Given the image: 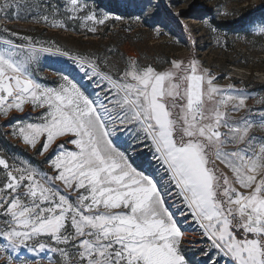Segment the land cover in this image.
Listing matches in <instances>:
<instances>
[{
    "label": "snow or ice",
    "instance_id": "6c2138e0",
    "mask_svg": "<svg viewBox=\"0 0 264 264\" xmlns=\"http://www.w3.org/2000/svg\"><path fill=\"white\" fill-rule=\"evenodd\" d=\"M46 6L54 18L42 21L66 28L55 19L60 6ZM29 7L27 0H0V14L10 19L24 18L20 9ZM97 7L95 0H68L66 18L91 22L94 33L111 18ZM252 24L264 38V18ZM21 39L28 43L4 39L0 47V117L31 105L26 117H11V135L37 155L48 154L44 163L54 174L17 157L10 163L0 149L3 264H43L36 257L49 252L58 254L56 264H264V136L250 135L254 127L264 131V112L258 123L227 118L221 109L236 101L239 111L246 97L226 94L194 58L172 60L164 70L128 58L113 73L101 71L90 56ZM41 54L71 59L83 77L64 74L54 87L38 82ZM85 80L100 91L88 92ZM129 141L151 156L138 163ZM228 144L244 147L229 152ZM189 218L208 241L198 253L185 246L196 243L184 240Z\"/></svg>",
    "mask_w": 264,
    "mask_h": 264
},
{
    "label": "rangeland",
    "instance_id": "374dc122",
    "mask_svg": "<svg viewBox=\"0 0 264 264\" xmlns=\"http://www.w3.org/2000/svg\"><path fill=\"white\" fill-rule=\"evenodd\" d=\"M27 2L31 7L20 9V16L24 18L10 19L0 14V47H3L4 39L27 44L28 42L23 41L21 37L30 36L34 42H39L36 44L37 47L48 46L51 42L62 50L69 51L73 56L85 55L98 59L101 71L113 73L125 68L128 58H134L144 66L152 65L157 70L170 68L169 62L172 60L187 62L194 58L202 69H207L211 73L214 84L225 90L226 94L246 97V107L239 111H234L236 101L221 109L227 113V118L239 121L247 116L258 123L260 113L264 112V104L259 103L264 97V38L257 34L253 25L244 26L237 33L219 30L213 32L207 27L208 23L213 25L215 20H239L247 13L264 10V0H95V4L99 5L97 12L106 13L111 18L103 25H95L94 33L89 31L93 26L91 22L66 18L65 5L68 0H27ZM87 2L93 4V0ZM46 5L60 6V14L55 16V19L64 21L66 28L52 27L42 21L41 18L45 15L50 21L54 18L52 9ZM193 8L203 12L191 15L190 10ZM80 15L83 16V13ZM173 20L188 32L190 38L183 36L182 29L180 30ZM5 28L18 32L19 36H10L3 32ZM35 67L38 82L46 86H56L64 74L75 76L78 80L83 77V73L79 72L72 60L67 57L41 54L39 64ZM84 83L88 85V92L100 91L94 88L91 81L85 80ZM30 111L31 105H26L24 113L13 111L8 119L0 117V125H4L0 129V149L10 163L13 157H17L28 160L44 172L54 174L49 164L44 163L48 154L37 155L36 150L11 135L12 128L9 126L11 117L24 118ZM39 111L38 109L31 112V116L36 117ZM221 131L227 129L222 128ZM252 134L261 137L264 136V131L254 127L250 135ZM128 145H131L130 150L138 149L133 151V158L138 163L151 156L147 148L140 147L132 141H129ZM16 146L20 147V150ZM242 147L244 145L228 144L225 146V151L230 152ZM68 148L72 149L73 146L68 145ZM216 167L233 181L239 191H245L235 183V174L225 163L217 160ZM4 177V173L0 170V182H4ZM259 179L261 176L257 175V181ZM56 183L59 187H64L60 181ZM69 194L79 193L69 192ZM167 203L171 206L175 201L169 200ZM171 210L175 213L178 208ZM180 219L183 221V217ZM182 230L185 231V241L196 242L185 245L189 254L198 253L201 248H206L207 239L201 235L197 224L190 218L184 223ZM209 255H212L213 259L216 258L212 253ZM57 258L58 254L51 252L36 257L42 259L43 264H48L49 259L56 264ZM196 259L207 260V257L197 255ZM0 264L3 262L0 261Z\"/></svg>",
    "mask_w": 264,
    "mask_h": 264
},
{
    "label": "trees",
    "instance_id": "16d2710c",
    "mask_svg": "<svg viewBox=\"0 0 264 264\" xmlns=\"http://www.w3.org/2000/svg\"><path fill=\"white\" fill-rule=\"evenodd\" d=\"M198 12L201 13L203 11L198 8H193L192 10H190L191 15H193L194 13L199 14ZM261 18H264V10H256L255 12H250V13L245 14L239 20H233V21H216L215 20L213 21V26L219 31H229L230 33H237L239 29L243 28L244 26L249 27L253 25L252 24L253 21L259 22ZM173 22L177 27H179L180 30L182 29V26H180V24L177 21L173 20ZM181 33L183 34V36L190 38L187 31L182 29ZM11 144L12 143H10V145ZM16 148L20 150V147L16 146ZM0 170H2V168H0ZM0 183L3 184L4 182H0Z\"/></svg>",
    "mask_w": 264,
    "mask_h": 264
}]
</instances>
